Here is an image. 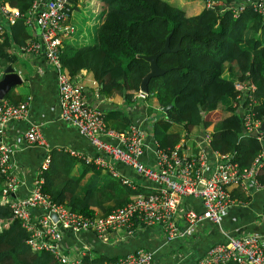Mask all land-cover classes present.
I'll use <instances>...</instances> for the list:
<instances>
[{"label": "built area", "instance_id": "2783aa9c", "mask_svg": "<svg viewBox=\"0 0 264 264\" xmlns=\"http://www.w3.org/2000/svg\"><path fill=\"white\" fill-rule=\"evenodd\" d=\"M231 1L225 8L229 6L233 18L243 10L244 4H248L264 20V0ZM71 4V0H32L23 14L6 0H0V37L5 26L15 24L17 20L26 27L35 22L37 33L17 49L24 55L42 57L44 64L53 70L59 121L74 127L93 149L91 154L70 150L69 155L104 171L130 190H144L130 195L123 204L113 205L100 216L93 209V217H83L51 201L41 188L42 174L51 162L50 148L40 125L29 120L28 99L12 103L4 96L0 97V201L28 233L26 243L30 249L48 252L59 264H77L91 247L92 239L116 247L143 229H154L162 234L163 243L189 241L201 232L204 225L219 226L222 214L230 207H246L248 199L236 198L231 189L236 188L234 190L249 197V188L264 187L255 177L259 168L264 166V143L250 166L240 170L235 164L230 165L227 154L209 150L211 137L207 130H202L195 147L181 139L166 152L150 138L154 161L153 164L144 163L141 158L147 144L140 125L130 123L123 130L107 126L102 111L86 103L82 88L62 70L63 38L74 32L66 23ZM217 4L218 0H203V8L210 9ZM36 72L40 74L42 71L38 68ZM16 74L21 81L19 72ZM234 88L239 91L236 99L247 98L249 104L254 103L251 96L253 85L236 83ZM145 96L146 93L139 89L134 95L138 99ZM242 120L243 133L255 131L254 137L264 142V129L258 130L264 117L253 118L251 108H247ZM11 127L16 128L12 142L6 138V131ZM29 147L41 148L43 157L28 192L20 196L17 190L23 181L16 174L18 167L12 156L14 151ZM114 163L131 168L140 183L123 176ZM187 200L196 201L198 209L188 206ZM257 216L254 224H264V213ZM81 233L90 234L92 239L84 242L79 237ZM65 234L73 238L70 247L64 243ZM222 235L223 241L210 247L198 264H264L263 235L236 236L224 231ZM103 264H154V260L151 252L139 249L115 256Z\"/></svg>", "mask_w": 264, "mask_h": 264}, {"label": "trees", "instance_id": "16d2710c", "mask_svg": "<svg viewBox=\"0 0 264 264\" xmlns=\"http://www.w3.org/2000/svg\"><path fill=\"white\" fill-rule=\"evenodd\" d=\"M6 1L23 14L32 2ZM71 2V14L66 23L77 35L75 16L79 8L74 0ZM97 2L101 7L100 22L94 30L92 44L64 45L62 70L72 77L79 68L90 71L104 92L120 93L125 88L126 101L137 92L142 77L149 70L145 57L156 54L170 33L169 48L177 43L179 48L157 56L156 65L166 72L151 77L147 83L146 95L155 98L160 117L152 124L150 138L166 152L187 138L193 127L199 126L210 133L208 146L212 153L227 154L230 165L235 164L240 170L248 168L264 143L242 131V117L247 108H251L253 118L264 117V20L261 16L244 4L243 10L233 18L229 6L225 8V0H218L213 8H202L190 16L165 0ZM4 31L0 61L6 65L14 61L11 47L23 45L29 36L21 20L5 26ZM236 83L254 86L251 93L254 103L249 104L247 98L236 99L239 93L234 88ZM166 106L169 107L163 111ZM172 126L181 129L172 132ZM77 161L83 164V170L80 176L71 179L64 170L67 158L51 155L49 168L42 174L41 188L51 201L83 217H93L92 207L99 216L105 214L113 205L123 204L130 195L144 190H130L108 174L101 177L100 182L96 181L94 167ZM255 177L264 184V166ZM78 188L82 189L80 198L75 195ZM233 195L241 197L236 192ZM152 231L155 230L143 229L142 237L141 232L134 234L142 250L150 251L152 241L148 244L146 239H151ZM27 237L28 233L0 201V264H59L48 252L31 250ZM92 244L94 246L91 245L77 264H103L112 260L113 253L103 252L107 246L93 239ZM180 246L183 244H178ZM189 254L186 264H198L203 259L196 251L186 252V256Z\"/></svg>", "mask_w": 264, "mask_h": 264}, {"label": "crops", "instance_id": "0c3cea01", "mask_svg": "<svg viewBox=\"0 0 264 264\" xmlns=\"http://www.w3.org/2000/svg\"><path fill=\"white\" fill-rule=\"evenodd\" d=\"M169 3L172 4L171 2ZM231 3V0H225L224 5H230ZM74 4L79 8V12L76 11L77 15L75 16V21L80 22L77 28L78 34L75 35L71 33L63 38L62 53L64 51V45L79 47L92 44L91 40L94 30L100 22L99 15L101 7L97 0H74ZM180 8L184 10L185 15L190 16L197 14L203 6L196 9L191 2H188L186 7ZM81 10L84 13H82ZM79 29L81 33H79ZM37 31V27L34 24L28 27L25 26V32L29 37H32ZM2 38L3 36L1 35L0 42ZM66 39L67 42L65 41ZM10 54L14 57V61L6 65H3L2 61H0V66H11L15 73L19 72L22 80L20 84L12 87L4 97L12 102L28 99L29 120L40 125L43 137L50 148V155L54 154L55 157L64 156L67 158V168L64 170H67V176L69 178L72 179L80 176L83 170V164L74 159L73 156H70L68 151L73 150L83 154H91L93 149L88 141L78 134L74 127L59 121V108L56 98L57 94L53 70L44 64L42 57L21 54L15 45L11 47ZM38 68L42 71L40 74L36 72ZM73 81L82 88L86 103L102 111L107 126L116 130H123L130 123L140 125L145 133L144 141L147 144L141 159L146 164H153V145L150 140L149 131L153 122L160 118L159 107L157 106L155 98L146 96L143 99H138L133 95L125 101L123 97V93L126 92L125 90L122 92L121 89L120 93L116 90L104 92L101 90L100 85L95 82L91 72L83 68H79L73 75ZM179 129L181 128L176 126L170 127V131L172 132H178ZM202 130L203 129L199 126L193 127L189 136L184 138L186 143L193 148L195 143L199 140L198 137ZM15 131V127H11V129L6 131V138L10 142L14 141ZM42 157L43 150L39 147L21 148L13 152L12 158L18 167L16 174L21 177L23 181L17 190L18 195L22 196L28 192L30 181ZM114 166L126 178L132 180L136 184L140 183V178L131 168L118 163H114ZM92 172L98 177L96 181L99 182L100 179H102L101 177L107 175L102 170L94 169ZM234 189L236 188H232L231 191L233 193H239L241 197L233 196L241 200L248 199V204L246 207H230L222 214L219 226L204 225L201 232L189 241L175 240L172 244H163L162 234L160 232H150L149 235H152V237L151 239H146V242L149 244L152 241L150 251L153 254L154 264H186L190 258V254L186 256V252L191 251H196L198 257L204 256L210 247L220 243L221 240L223 241L222 231L236 236L253 233L258 236L259 234L264 236V224L255 225L253 222L254 219L258 217V214L264 213V187L261 189L249 188V197H246L244 193ZM75 195L80 198L82 189L78 188L75 191ZM187 204L193 208L195 207L198 209L199 207L198 203L193 200H187ZM92 209H95V207H92ZM139 232H141L140 237H142V231ZM134 236L122 244L117 245L115 248H113V246H107V248L103 249V252L107 251L108 254L113 253L114 255L112 256L115 257L127 253H134L139 249H143L139 246V240L134 238ZM80 238H82L84 242H89L92 236L87 233H81ZM63 239L64 243L67 245L71 244L73 241L70 234L63 235ZM178 244H183V246L178 247ZM135 248H137V250L133 251Z\"/></svg>", "mask_w": 264, "mask_h": 264}, {"label": "water", "instance_id": "95a60500", "mask_svg": "<svg viewBox=\"0 0 264 264\" xmlns=\"http://www.w3.org/2000/svg\"><path fill=\"white\" fill-rule=\"evenodd\" d=\"M169 34L166 35V37L164 38L162 47L160 48V50L156 53V54H151L145 57V59L148 61V67L149 70L148 72L142 77L140 84H139V88L141 91L143 92H147V83L148 80L151 77H156V76H160L162 74H164L166 72V69H161L156 65V59L157 56L161 53L164 52H174L179 48L178 43L175 44V46L173 48H169ZM20 84V80L19 77L17 76V74L14 72L13 68L9 65H7L6 67L3 68V72H2V76L0 77V97H3L12 87H14L15 85ZM125 88H122V92H124ZM169 106L164 107L162 110L165 111L166 108H168ZM203 114H201V118H202ZM264 128V121H262L260 123V126L258 127V130H262ZM251 135L255 136L256 132L253 131L251 132Z\"/></svg>", "mask_w": 264, "mask_h": 264}, {"label": "rangeland", "instance_id": "374dc122", "mask_svg": "<svg viewBox=\"0 0 264 264\" xmlns=\"http://www.w3.org/2000/svg\"><path fill=\"white\" fill-rule=\"evenodd\" d=\"M165 1L171 2L172 4L176 5L177 7H186V4L188 2H191V4H193V7H195L196 9H199L201 6H203V0H165ZM81 12L84 13L82 10H81ZM79 25H80V22H77V26H79ZM65 41L67 42V39ZM1 68H2V66H0V69Z\"/></svg>", "mask_w": 264, "mask_h": 264}, {"label": "clouds", "instance_id": "9594fccd", "mask_svg": "<svg viewBox=\"0 0 264 264\" xmlns=\"http://www.w3.org/2000/svg\"><path fill=\"white\" fill-rule=\"evenodd\" d=\"M71 1H72V0H71ZM3 68H4V67H2V72H3ZM138 89L140 90V88H138ZM146 94H147V92H146ZM134 95H135V94H134ZM146 96H147V95H146ZM146 96H145V97H146ZM145 97H144V98H145ZM75 159H76V158H75ZM77 160H78V159H77ZM7 208H8V207H7ZM10 213H11V212H10ZM177 241H179V240H177ZM162 243H163V239H162ZM168 243H169V242H168ZM163 244H166V243H163ZM149 252H151V251H149ZM151 253H152V252H151ZM204 256H205V255H204ZM212 263H216V262H212ZM212 263H210V264H212ZM218 264H219V263H218Z\"/></svg>", "mask_w": 264, "mask_h": 264}]
</instances>
